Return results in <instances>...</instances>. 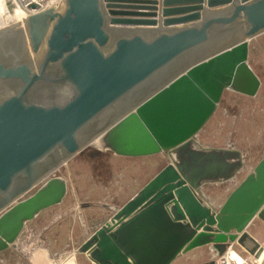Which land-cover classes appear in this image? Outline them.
Returning a JSON list of instances; mask_svg holds the SVG:
<instances>
[{
	"label": "water",
	"instance_id": "obj_1",
	"mask_svg": "<svg viewBox=\"0 0 264 264\" xmlns=\"http://www.w3.org/2000/svg\"><path fill=\"white\" fill-rule=\"evenodd\" d=\"M263 34L264 0H64L0 30V253L62 204L56 173L94 148L169 162L78 248L91 264H174L234 243L259 259L248 229L264 222V158L216 209L202 189L234 180L243 155L197 136L225 91L258 95L250 44Z\"/></svg>",
	"mask_w": 264,
	"mask_h": 264
},
{
	"label": "rangeland",
	"instance_id": "obj_2",
	"mask_svg": "<svg viewBox=\"0 0 264 264\" xmlns=\"http://www.w3.org/2000/svg\"><path fill=\"white\" fill-rule=\"evenodd\" d=\"M2 1L7 6L11 3L14 13L20 7L29 16L25 7L28 0ZM63 2L43 0V6L60 8ZM0 17V30L15 25L25 28L24 20L12 25L6 14ZM249 64L262 83L258 95L251 98L225 91L216 112L197 136L204 147L237 149L243 155L244 168L234 180L202 189V195L216 209L264 158V34L251 42ZM168 162L166 155L124 158L86 149L56 173L68 183L62 204L29 222L16 244L0 253V264H91L85 254L77 253L78 248ZM248 231L264 246L263 221L255 219ZM235 249L247 255L238 245ZM216 258V251L206 246L182 255L174 264H206Z\"/></svg>",
	"mask_w": 264,
	"mask_h": 264
},
{
	"label": "bare ground",
	"instance_id": "obj_3",
	"mask_svg": "<svg viewBox=\"0 0 264 264\" xmlns=\"http://www.w3.org/2000/svg\"><path fill=\"white\" fill-rule=\"evenodd\" d=\"M32 3L33 4H36L37 3V5L39 4V2H36V1H34ZM63 8H64V2H63L62 7H60V8L50 7V8H47L46 9L44 6H39L37 9H34V10L33 9H30V11H29L30 14L28 16L24 11H22V9L20 7H17V9L15 8L16 9L15 10L16 12L14 13L12 11L13 9L9 10L8 9V6L5 4V2L2 1V0H0V15L1 14H6L7 15V18L10 20L9 22L12 25H15L16 24V23L14 24L15 21H18V20L23 21L24 20L25 26H27V24L29 22H31L32 20H35L36 18L41 17V16L46 15V14L51 13V12L61 11ZM9 13L12 15L11 17L9 15ZM15 26H18V25H15ZM230 254H232L233 257L239 256V254L236 251H230ZM261 256L264 257V253Z\"/></svg>",
	"mask_w": 264,
	"mask_h": 264
},
{
	"label": "built area",
	"instance_id": "obj_4",
	"mask_svg": "<svg viewBox=\"0 0 264 264\" xmlns=\"http://www.w3.org/2000/svg\"><path fill=\"white\" fill-rule=\"evenodd\" d=\"M39 2V6H43V0H28L25 7L29 9V5L33 4L32 2ZM37 4V3H36ZM30 10V9H29ZM236 244H228L226 247V251L222 255L217 254V258L215 259V264H262L263 257L261 256L259 259L255 258L252 255H243L241 252L235 249ZM230 251H236L239 256L233 257L230 254Z\"/></svg>",
	"mask_w": 264,
	"mask_h": 264
},
{
	"label": "flooded vegetation",
	"instance_id": "obj_5",
	"mask_svg": "<svg viewBox=\"0 0 264 264\" xmlns=\"http://www.w3.org/2000/svg\"><path fill=\"white\" fill-rule=\"evenodd\" d=\"M206 264H208V263H206Z\"/></svg>",
	"mask_w": 264,
	"mask_h": 264
}]
</instances>
